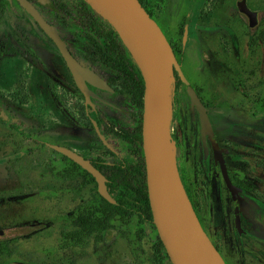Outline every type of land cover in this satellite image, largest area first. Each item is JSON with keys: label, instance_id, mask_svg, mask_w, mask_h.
<instances>
[{"label": "rangeland", "instance_id": "rangeland-1", "mask_svg": "<svg viewBox=\"0 0 264 264\" xmlns=\"http://www.w3.org/2000/svg\"><path fill=\"white\" fill-rule=\"evenodd\" d=\"M238 1L241 0H148L147 6L169 34L170 42L182 50L184 59L195 63L200 76L198 80L189 72L191 81H197L213 103L224 100L235 105L224 114V126L236 129L235 136L227 139L226 146L231 149V154L237 152L238 158L248 162L253 155L264 156V125L257 119L264 118V110L255 108L256 118L248 125L250 114L246 108L236 107V101L244 97L238 88L242 82L241 85L248 87L254 95L253 99H264V42L255 46L249 44L251 34L247 20L236 12ZM248 5L254 10H264V0H248ZM57 6L61 7L63 22L68 26L73 25V20L93 22L104 31L111 25L99 13L98 17L87 9L73 7L70 0L51 5L52 8ZM187 17L191 22L186 42L182 43V35L173 25H184ZM71 28L65 29L72 31ZM73 33L78 50L95 46L97 51L100 43L97 37L75 28ZM44 44L48 48L49 61L59 70L57 74L35 59L26 64V73L22 60L16 64L19 68L17 75L11 73V66L0 68V97L4 105L11 108L13 104L14 115L25 120L30 127V139L24 143L20 141L21 144L15 147L0 138V197L5 198L0 201V227L47 223L35 234L16 239L13 244L17 246L18 254L10 259L27 261L28 264H152L156 233L150 226L140 224L137 217L129 226L133 233L138 227L143 229L137 254L132 252L129 240L114 232L108 234L109 241L99 244L90 241L85 246L67 248L62 244L59 216L70 212L81 198L72 192L57 194L58 180L51 170L61 161L60 156L41 145L40 141L64 144L87 156L101 155L110 162L121 161L126 151L121 152V145L111 136V143L121 152L115 156L99 139L85 116L84 102L60 55L46 38ZM96 68L106 75L101 66L97 64ZM8 74L14 76V83L8 79ZM53 90L58 97L53 95ZM119 91L113 103L120 111L127 112L119 101L129 94L122 87ZM98 108L107 125L119 131L120 126L107 116V112L116 113L102 104H98ZM209 111L216 119L220 117L217 111ZM171 115V132L179 166L183 167L188 157L196 156L197 204L211 238L223 252L237 251L244 264L254 260L252 255L264 264V224L258 218L264 212V205L253 204L244 192L239 193L243 228L239 233L234 222V202L219 179L213 151H204L200 124L191 109L190 99L182 89L175 90V84L171 93ZM234 122L238 124L234 125ZM258 188L264 197V184ZM92 191L94 183L82 191V196L88 198ZM116 193H113L114 198ZM20 252L27 254L21 256ZM224 256L229 264H236L232 253Z\"/></svg>", "mask_w": 264, "mask_h": 264}, {"label": "flooded vegetation", "instance_id": "flooded-vegetation-1", "mask_svg": "<svg viewBox=\"0 0 264 264\" xmlns=\"http://www.w3.org/2000/svg\"><path fill=\"white\" fill-rule=\"evenodd\" d=\"M29 1L35 6V8L38 10L40 15L42 16V18L47 23H49L51 26H53L56 29L58 35L65 42L67 49L69 50L71 55L79 62V64L82 67L94 70L101 78H103L106 81L108 88L107 87L106 88L98 87V86H96V85H94L91 82L86 80L88 88L95 94V95H92V94L90 95L91 101L88 102L85 94L80 89L72 70L68 66V63H67L61 49L59 48V46L57 45V43L55 42L53 37L50 36L49 33L45 30V28L35 19V17L32 15V13L29 12L23 5H21L19 0H0V68L2 67V69H5L6 65L11 66L10 67L11 73L13 75H17V73H19V71H18L19 68L16 67V64L22 60L23 71H24V73H26V64H30L32 62V60L35 59V60H38L39 63L44 68L51 70V71H53V73L57 74L59 71L57 66L54 65L52 62H50L49 58H48V53H49L48 48L44 44V40L46 38L52 44L53 50H55L60 55L62 62L64 63L67 71L69 72L71 80H72V84L74 85L76 92L82 98V100L84 102L85 116H86L88 122L90 123V125L95 130L99 139L102 141V139L100 138V136L98 135V133L96 131L94 121L97 122L101 132L105 135L106 139L110 143H111L110 137L111 136L115 137V140L121 145V150H122L121 152H123L124 149L122 147V144L118 140L117 135H118V132H122V129L125 127V125L123 123L126 122L127 120H130V117L132 114V109H133V104L130 101L133 99V93L131 91V87H128V78H127L128 72H127L126 67H127V64L129 63V59L127 57L126 50L122 46H117L120 49L119 52L116 49L117 53H116V51H113L110 49V46L106 40V37H103V35H102V34H108V32L110 33V27L104 31V30L100 29L98 26H96L93 22L81 23L79 21L77 22V21L73 20L72 26H68L66 23H64L63 22L64 13L62 12L61 7H58V6L54 7V8L51 7V5L54 2L56 3L57 1H62V0H29ZM65 1L67 2L68 0H65ZM85 1H87V0H70L73 7H76L78 9H87L88 11L95 13V11H93L92 9L81 4V2H85ZM147 1L148 0H145V6L144 7L148 11V13L149 14L151 13L150 15L155 19L154 12L147 6ZM242 1L243 0L238 1L239 7L236 8V12L243 15L246 18L247 23H248L247 24L248 29H249L250 34H251L249 44L251 46H255L253 44L255 42V37L253 35L255 34L256 30L259 28L260 24L264 21V17H263L261 23L259 24L258 28L252 29L250 27L249 17L247 16L246 13H244L240 10V4L242 3ZM246 3L248 5V0H246ZM248 7H249V5H248ZM52 9H54V12H52ZM252 10H254V9H252ZM95 15H97V14L95 13ZM190 22H191V19L189 17H187L186 20L184 21V25H180L179 23L178 24L174 23V25H173L174 28L178 29V33L182 35V43L186 42V41L184 42V32H185L186 26H187V37H188ZM66 27H72L71 28L72 31L66 30L65 29ZM73 28H75V30L81 31L82 33H88L95 38L97 37V39L100 41V43H98L99 47H97V51L95 50V46L89 47L88 49L84 48V49L78 50L76 47V44H74V42H75L74 34L75 33H73ZM161 28H162V26H161ZM96 29L99 30V33H97L98 31ZM162 30H163V28H162ZM100 32H101V34H100ZM164 33H165V31H164ZM165 35H166L167 39L169 40V34L165 33ZM169 42H170V40H169ZM262 43H263V41L259 40V44H262ZM171 45L174 49L176 58L179 61L180 58H178L177 53L179 51L181 54H183V52L181 49L177 48L172 43H171ZM125 47H126V45H125ZM126 49H128V48L126 47ZM179 63H180L181 68H182L183 63L180 61H179ZM97 64L99 66H101L106 71L105 76L101 73L100 70H98L96 68ZM193 64H194L195 70L197 71V67H196L195 63H193ZM197 73H198V71H197ZM13 75L11 76L10 74H8V79L10 78L12 80V82L14 83L15 78ZM198 75H199V73H198ZM189 81L191 82V84L195 88L200 100L202 101V103L204 104V106L207 109L208 117L210 119L213 131L215 134V138H216L219 146L222 148V156H223V159L225 161L228 176H229L232 184L236 187V199H235L233 196V193H232L230 187L228 186L227 181L224 177L221 163L219 161L215 160L214 148H213V145H212V142H211L209 136L207 135L206 140H207V145H208V153L210 152V149H212L214 162L216 165H218L219 179L224 184L226 190L229 191L231 198L234 202V222H235L236 228H237L239 233H242L243 232L242 216H241L242 209L240 207L239 193L244 192L245 195L248 196L252 200L253 204H263L264 205V197L262 195H260L259 194L260 192L258 191V189H259L258 186L260 187V186H262V184H264V156H262V157L256 156L255 157L252 154L253 156H251V158L249 160H247L248 162H246L245 160L238 158L239 155L237 152H235V154H233V153L231 154L230 153L231 149H229V147L226 146V144L229 143V141H227V139H230L233 136H235L234 130H236V129H235V127H233V129H230V128H226L224 126V124H225L224 114H225V112L230 111L231 108H233L235 105L233 106L231 103H229L228 101H224V100H219L217 103H213L211 98L206 96L204 88L202 86H198L197 81L193 82L190 79H189ZM241 84L238 86V88H239V90L242 91L244 97L239 98L238 99L239 101H236V107H239L242 109L246 108V110L250 114V117L247 119L248 121L246 122V124L250 125V124H252V120H254L256 118V116H255L256 115V109H255L256 108L255 107V101L256 100L253 99L254 95L251 94L248 87H246L245 85H241ZM18 85L20 86L21 84L19 83ZM241 86H243V87H241ZM120 87L124 88L129 94L128 96H123L119 101L121 106L123 108H125L127 112L120 111L119 108L113 103L114 98L120 93V91H119ZM184 88H185V86H184ZM185 90H186V88H185ZM52 92H53V95L55 97H58V94L55 90H53ZM186 92L187 93H185V92L184 93L190 99L191 109H192L193 113H195L197 116L196 119H197V121H199L200 131H201V119H200L199 111H198L197 107H195V108L192 107L191 97H190L187 90H186ZM98 104H102L106 108H108V109H110L116 113L114 115V114L107 112V116L111 121H113L115 124L120 126L119 131L115 130L114 128H111L110 126L107 125V122L103 118V112L98 108ZM259 106L260 107H257V109L264 110V108H261V105H259ZM12 108H15V106L13 104L11 105V108L10 107L8 108L7 105L6 106L4 105L3 100L0 97V111L2 113V115L0 114V125H1L0 129H3V132H0V136H1L0 138L2 139V141L6 140L8 145H12L13 147H15V146L21 144V143H19L20 141H23V143H24L30 139V127L28 128V123L25 120H23L21 118H17L14 115L15 112L12 110ZM209 109L217 111L220 114V117H218L216 119L214 116V113H212V111H209ZM143 110H144V102H143ZM12 113H13V115H12ZM97 118L99 119L100 123L96 120ZM257 119L259 121H263V122H261V124L264 125V118L263 119L257 118ZM142 123H143V111H142ZM237 124H238V122L237 123L234 122V125H237ZM252 131H254L253 128H252ZM2 135H4V136H2ZM40 143L43 146L49 147V149H51L52 151L54 148H52L51 144H57V143H49L47 140H44V139L41 140ZM201 143H202V147H203L204 151L206 152L205 145L203 142L202 131H201ZM3 144H4V142H3ZM103 144L115 156H119L121 154V152H119L113 146L112 143H111V145L113 146L114 150L109 148L104 142H103ZM231 144H232V142H231ZM57 145L70 148L71 150L83 155L85 158L89 159L91 162H92L93 158L101 157L105 162L113 163V162L105 160L101 155L87 156V155L75 150L73 147H70V146H67L64 144H57ZM142 147H143V145H142ZM54 150H55L54 152L60 156V160H61L59 162V164L53 166L52 170H51V171L55 172L54 176L58 180L57 181L58 186L56 188L57 194L59 192H61V193L72 192L75 194L76 197H78V198L80 197L81 198L80 202H82L83 199H86L85 197L82 196V191L88 185H90L92 183L86 185L82 189L81 196L79 194H77L75 191V187H76V184H78V179H80V177H82V176H80V172H81L80 169L72 163V162H75L73 159H71L70 157H68L67 155H65L64 153H62L56 149H54ZM125 156H126V154H124L123 157H125ZM122 158H121V160H122ZM189 158L190 157H188L185 160L184 165ZM195 159H196V156H194V158H193V163L195 162ZM114 162H119V161H114ZM248 163H250V164H248ZM193 165H194V171L192 174V179L194 181V183H193V198H190V199H191L193 207H194L204 229L206 230V232L210 236V234L208 232L207 223H206L205 219L202 217V215L198 209L197 181L195 179L197 165L195 163ZM178 166H179V164H178ZM180 169H181V167L179 166V170ZM107 183H108V181H107ZM97 190H98V184H97ZM109 190H110V188H109ZM111 194L113 195L112 192H111ZM4 199H5L4 197H0V201L4 200ZM115 200H116V198H115ZM80 202H78L77 205ZM237 208H238V214L236 212ZM73 209L70 212H64V213L60 214L59 220L61 223L62 230H63V223L65 221L64 217L66 215H69L73 211ZM237 218L240 219V227L237 226V221H236ZM258 218H259L260 222H262L264 224V212L259 214ZM42 223H44V226L42 228L34 230L28 234H19V235L13 236V237L8 238V239H0V240L1 241H5V240L12 241L10 248L13 252H15V244H13V243L16 241V239L26 238L28 236H31V235L35 234L37 231H39L40 229H43L45 226H47L46 222L33 223V225H40ZM22 225H27V224H22ZM144 225L150 226L146 222ZM15 226H17V225L10 226V227H15ZM18 226H20V225H18ZM6 227L7 226L0 227V228H6ZM140 229L141 228L138 227L134 233L131 232L129 229H127V226L123 227V229H122L124 233L122 232L121 229L120 230L114 229V228L109 229L106 231L104 237L100 241H97L94 237H91L89 242L93 241L96 244H99V243L104 242V241H109L108 234L110 232H114L116 235H118L120 237L121 236L125 237L127 240H129L132 252L134 254H137L138 249L140 250L141 241L143 238V229H141V231H140ZM62 230H61V238H62ZM156 230H157V228H156ZM127 231L130 232L129 236H127ZM152 231L155 232L153 228H152ZM137 232H139V234ZM157 235L159 236L158 230H157V234H156V240H157ZM210 238H211V236H210ZM156 240L154 243L155 256L152 259V264H153L154 258L156 257V247H155ZM211 240L216 245V247L219 249V251L223 255L224 259H225V256H224L225 254L232 253L234 255V257L236 258V264H244L243 262L240 261V255L237 253V251L226 250L225 252H223L219 248L217 243L214 242V240L212 238H211ZM62 241H63V239H62ZM78 246H80V245H78ZM14 254L15 253H13L11 256L3 255L2 260H0V264H16V262L19 260H11L10 259L11 257L14 256ZM19 254H21V256H25L27 254V252H25V253L20 252ZM251 257L254 260H251V262H249L248 264H263L261 261L256 259L255 255H252ZM21 262L23 264H28L27 261L26 262L21 261ZM165 262H169V261H165ZM226 262H227V260H226ZM164 263H161V264H164ZM169 263L173 264L171 262V260ZM227 264H229V263L227 262Z\"/></svg>", "mask_w": 264, "mask_h": 264}, {"label": "water", "instance_id": "water-1", "mask_svg": "<svg viewBox=\"0 0 264 264\" xmlns=\"http://www.w3.org/2000/svg\"><path fill=\"white\" fill-rule=\"evenodd\" d=\"M35 19L53 37L61 49L68 66L72 70L80 89L88 102L95 95L86 80L98 87L108 88L106 81L94 70L82 67L71 55L56 29L47 23L29 0H19ZM102 8L113 28L128 48L144 79V110L142 123V145L146 164L148 195L153 220L167 254L173 264H227L223 255L204 229L191 199L186 191L171 132V93L175 83V71L188 91L192 107H197L201 119V131L206 153L207 135L215 153V160L222 166L224 177L236 199V187L232 184L219 146L208 117L207 109L195 88L185 76L174 49L158 22L148 13L140 0H102ZM240 10L247 14L250 27L257 29L264 17L263 10H252L246 0ZM100 14V13H99ZM187 38V26L184 42ZM0 114L2 115L1 111ZM96 131L102 141L114 150L111 143L94 121ZM52 148L64 153L96 179L99 193L110 202H115L107 177L83 155L70 148L51 144ZM238 214V208L236 209ZM240 227V219L237 218ZM40 225H20L0 228V239H8L19 234H28L42 228ZM16 264H23L17 261Z\"/></svg>", "mask_w": 264, "mask_h": 264}, {"label": "trees", "instance_id": "trees-1", "mask_svg": "<svg viewBox=\"0 0 264 264\" xmlns=\"http://www.w3.org/2000/svg\"><path fill=\"white\" fill-rule=\"evenodd\" d=\"M140 1L143 6H145V0ZM81 4L95 11L96 14L99 13L88 1L81 2ZM96 30L98 31L96 32L99 33V30ZM102 35L106 37L111 50L116 51L117 49L119 52L120 49L117 46L124 47L129 59L126 68L128 72V87H131L133 93V99L130 100L133 104V109L130 120L123 123L125 127L122 129V132H118L117 135L123 149L126 151V156L123 157L121 161L113 163L105 162L101 157L92 159L93 164L108 178L107 184L110 191L112 193L117 191L115 195L116 202H110L105 199L98 192L97 182L92 174L83 169L76 162H72L80 169V176H82L78 179V184H76V193L81 196L82 189L90 183H94V191L91 192L88 198L83 199L69 215L64 217L62 244L66 248L72 247L73 245L85 246L88 244L91 237L100 241L109 229L114 228L122 230L125 226L129 229L135 217L139 219L142 225H144L145 222L148 223L157 234L148 195L146 164L142 147L144 79L131 53L126 49L118 32L113 26L110 25V33L108 32V34ZM253 36L255 37L254 45H259V40L264 42V21ZM177 54L178 58H180L179 61L183 63L182 69L185 75L190 79V72L192 76H197L199 80V75L195 70L194 64L184 59V56H182L183 54L179 51ZM174 74L176 78L174 83L175 90L183 89L184 92L187 93L178 73L175 71ZM263 103L264 99L262 101L256 100L255 107L257 108L261 105V108H264ZM96 120L99 122L98 118ZM53 151L55 150L53 149ZM193 158L194 156H190L185 165L180 169L183 183L190 198H193ZM137 233L139 234V232ZM129 235L130 232L127 231V236ZM11 243L12 241L10 240H0V260H2L3 255L11 256L13 253L18 254L16 245L15 252L11 250ZM155 247L156 257L154 258L153 264H161L165 261H170L166 248L158 235ZM61 261L62 260H59V262Z\"/></svg>", "mask_w": 264, "mask_h": 264}, {"label": "bare ground", "instance_id": "bare-ground-1", "mask_svg": "<svg viewBox=\"0 0 264 264\" xmlns=\"http://www.w3.org/2000/svg\"><path fill=\"white\" fill-rule=\"evenodd\" d=\"M96 11L101 15H106L104 9L102 8V0H87Z\"/></svg>", "mask_w": 264, "mask_h": 264}]
</instances>
